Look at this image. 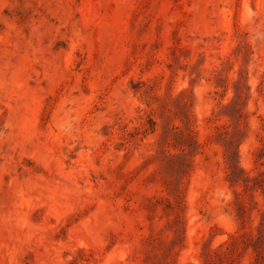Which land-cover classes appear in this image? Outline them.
Masks as SVG:
<instances>
[{
    "label": "rangeland",
    "instance_id": "374dc122",
    "mask_svg": "<svg viewBox=\"0 0 264 264\" xmlns=\"http://www.w3.org/2000/svg\"><path fill=\"white\" fill-rule=\"evenodd\" d=\"M0 264H264V0H0Z\"/></svg>",
    "mask_w": 264,
    "mask_h": 264
}]
</instances>
